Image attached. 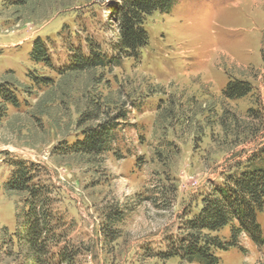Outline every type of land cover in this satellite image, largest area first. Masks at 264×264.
<instances>
[{
  "label": "rangeland",
  "instance_id": "374dc122",
  "mask_svg": "<svg viewBox=\"0 0 264 264\" xmlns=\"http://www.w3.org/2000/svg\"><path fill=\"white\" fill-rule=\"evenodd\" d=\"M121 2L0 0V83L18 101L0 118V264H35L17 234L23 195L2 188L16 160L32 164L51 199L45 263L200 264L163 253L209 186L264 149V0H178L144 18L135 52L72 70L77 47L115 53ZM35 38L48 63L29 58ZM238 79L252 91L225 99ZM107 120L116 124L108 151H71ZM256 219L264 236V208ZM209 234L230 237L229 227ZM237 243L214 251L217 264H264V243L244 234Z\"/></svg>",
  "mask_w": 264,
  "mask_h": 264
},
{
  "label": "trees",
  "instance_id": "16d2710c",
  "mask_svg": "<svg viewBox=\"0 0 264 264\" xmlns=\"http://www.w3.org/2000/svg\"><path fill=\"white\" fill-rule=\"evenodd\" d=\"M23 3L24 0H14ZM178 0H122L113 8V14L119 24V34L113 44L114 54L107 55L99 49L90 47L88 54H82L80 48L72 50L69 67L74 71H83L92 67L117 63L122 53H133L141 48L146 34L141 25L144 18L155 13H169ZM29 58L34 62H49V54L42 40L35 38L29 50ZM132 55V54H129ZM10 73H13L9 70ZM40 80H44L41 78ZM252 91V85L246 80L229 81L222 90L225 99H240ZM0 118L7 108L4 105L18 106L15 94L9 82L0 83ZM252 111V110H250ZM115 123L104 121L94 128L84 130V138L73 143L71 151L80 153H101L108 151L116 139ZM70 148V147H69ZM12 170L2 183L7 194L23 195V208L16 213V225L19 241L24 244L35 264L46 262L49 235H54L51 199L48 190L34 182L32 164L16 160ZM264 208V149L253 152L237 172L227 174L219 183L209 186L201 197V207L185 222V232L175 241L169 242L164 256H179L187 262L217 264L215 250H227L236 247L240 235H246L255 245L264 243L261 227L256 219L257 212ZM54 224V223H53ZM229 227V240L224 241L209 233ZM62 261L68 255L64 250L57 253ZM45 261V262H44Z\"/></svg>",
  "mask_w": 264,
  "mask_h": 264
}]
</instances>
